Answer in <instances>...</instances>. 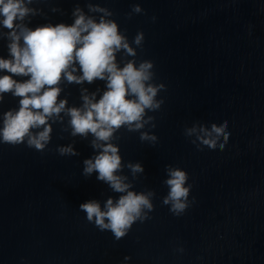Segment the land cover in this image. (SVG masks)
Listing matches in <instances>:
<instances>
[{
	"label": "water",
	"instance_id": "water-1",
	"mask_svg": "<svg viewBox=\"0 0 264 264\" xmlns=\"http://www.w3.org/2000/svg\"><path fill=\"white\" fill-rule=\"evenodd\" d=\"M89 3L112 11L130 43L143 32L142 47L132 44L137 55L121 52L117 60L121 66L152 61L153 82L165 85L157 96L161 108L147 113L156 127L142 130L157 142H142L139 132L125 128L114 141L125 164L143 165L135 180L126 167L122 174L135 191H155L154 211L118 241L87 221L81 203L95 199L103 206L120 194L98 181V173L82 175L83 161L94 155L92 137L64 131L65 117L52 125L43 152L0 142V264H264V0H38L30 7L41 14L28 26L70 25L77 5L98 17L88 12ZM136 4L143 12L129 18ZM7 43L0 38V58H9ZM62 87L60 98L80 106L81 87L102 94L105 82ZM18 100L4 96L0 126ZM225 120L231 135L223 151L198 149L185 136L193 124ZM69 144L78 156L56 151ZM166 165L185 170L192 185L190 206L180 216L162 203L169 191Z\"/></svg>",
	"mask_w": 264,
	"mask_h": 264
},
{
	"label": "clouds",
	"instance_id": "clouds-1",
	"mask_svg": "<svg viewBox=\"0 0 264 264\" xmlns=\"http://www.w3.org/2000/svg\"><path fill=\"white\" fill-rule=\"evenodd\" d=\"M35 2L38 0H0V26L7 29L0 33V38L7 39L9 52V58H0V71L8 73L0 75V103L6 94L19 98L18 108L2 114L0 142L26 143L27 147L43 152L51 141L52 125L63 124L65 117L68 121L64 131L70 129L71 136L83 139L91 136L94 155L83 161L82 175L90 177L98 173L97 180L120 195L108 197L103 206L95 199L89 200L81 203L79 209L86 213L89 223H94L100 231H111L118 241L134 223L151 218L155 191H135L133 182L122 174L126 167L135 180L144 173V167L139 162H123L120 148L114 143L118 139L115 134L125 128L139 132L142 142L154 145L158 137L142 130L146 125L156 127L155 118L147 113L161 108L164 101L157 96L165 85L153 82L154 65L150 60L137 65L135 59H130L123 66L118 62V53L133 58L137 55L132 44L142 47L144 34L138 32L130 43L118 23L111 19L113 13L108 8L89 3L88 12L100 14L97 17L86 14L77 5L70 25L47 23L31 28L30 18L41 14L40 9L30 7ZM142 12L136 4L128 16ZM14 76L27 79L21 81ZM97 80L105 82V90L101 94L99 88L90 92L81 87L80 106L69 107L67 98H60L65 83L84 85ZM230 135L227 120L219 125L212 123L210 127L196 123L185 129V136L194 137L192 143L198 149L223 151ZM56 151L61 156L79 155L72 144L58 146ZM165 171L164 184L169 191L162 203L169 206L172 214L180 216L190 206L192 185L187 184L189 176L185 170L166 165Z\"/></svg>",
	"mask_w": 264,
	"mask_h": 264
}]
</instances>
